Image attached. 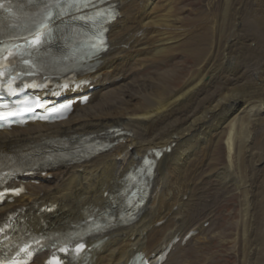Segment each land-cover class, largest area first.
<instances>
[{
	"label": "bare ground",
	"instance_id": "bare-ground-1",
	"mask_svg": "<svg viewBox=\"0 0 264 264\" xmlns=\"http://www.w3.org/2000/svg\"><path fill=\"white\" fill-rule=\"evenodd\" d=\"M179 1L111 0L116 16L107 25V49L79 74L87 84L66 92V99L89 95L87 103L53 123L0 131L2 161L53 143L103 147L12 176L6 183L25 192L0 204V222L17 212L36 231L44 219L50 230L67 233L114 206L110 226L87 243L99 241L87 251L88 264H130L136 254L153 262L174 238L162 264H183V237L204 232L186 181L207 168L206 178L243 196L242 264H264V0H224L220 20L208 13L198 24L185 22ZM177 55L181 65L191 63L188 70L168 65ZM150 68L144 81L130 79ZM222 141L227 161L220 166ZM147 162L153 173L145 203L119 224L126 176L145 171ZM202 234L186 243H205Z\"/></svg>",
	"mask_w": 264,
	"mask_h": 264
},
{
	"label": "rangeland",
	"instance_id": "rangeland-1",
	"mask_svg": "<svg viewBox=\"0 0 264 264\" xmlns=\"http://www.w3.org/2000/svg\"><path fill=\"white\" fill-rule=\"evenodd\" d=\"M197 1L198 0H184L183 2H178V6L183 8L181 14L186 17L185 22H192L194 20L193 24H198L202 20L203 16L208 13H211L214 16L217 15L218 19L220 18L224 0ZM180 61L181 58L177 55L171 60V62H168V65L170 63H173L174 67H178V69L185 67V69L188 70L191 63L185 61V64L181 65ZM158 68H164V66ZM153 70L154 69L152 68H150L149 71L146 69V71H148L146 72L141 69L139 71H136V73H134V75H132L130 79H134V81L136 82L135 84L140 83L144 81V78H147L149 76V73ZM226 152V147L224 145V142L222 141L219 144L218 150L220 166H223V164H225L227 161L225 155ZM206 169L197 171L196 175L193 176L191 175V170L190 177H192L190 181L188 180L186 182L189 184L187 195L193 194L195 196L194 200L191 199L193 200L191 204L193 206V209L195 210V223L197 222V219H199L200 222L204 220V232L202 233H205V236L208 235V238L203 244L194 240L189 244H183L181 246L182 249L179 252V254L182 255V263L184 264L185 260H187L189 264H242L243 257L245 256V247L244 240L242 238L243 234L241 231V226L239 224L241 220L240 210H242L243 203V199L241 197L243 196L237 190L236 192H230V195L227 194V191H230V188L228 187V189L223 186L222 189L218 185L217 181L206 178ZM248 172L249 171H247V173ZM246 179L245 180L247 182H250L251 180L250 178ZM213 187H215V189L219 192L214 191ZM199 221L197 222V224L199 223ZM202 233L199 235L196 234L194 236H201L203 235ZM214 233H216V235L212 237L209 236Z\"/></svg>",
	"mask_w": 264,
	"mask_h": 264
},
{
	"label": "snow or ice",
	"instance_id": "snow-or-ice-1",
	"mask_svg": "<svg viewBox=\"0 0 264 264\" xmlns=\"http://www.w3.org/2000/svg\"><path fill=\"white\" fill-rule=\"evenodd\" d=\"M32 2L34 6L40 8V12L37 14L38 19L33 21L37 38L32 41L29 47L39 46L42 43H44V41L40 39L41 30L43 29L45 31H51V29L48 28V23L51 22V19L54 15H60L65 10L64 6L61 3V0H48V2H44V0H40V3L43 5L42 7H40V4H36L35 0H32ZM68 7H76V5L71 4L68 5ZM8 11L11 12V9L9 8ZM98 43L102 44L103 40L98 39ZM93 47H96V44H93ZM25 63L27 64L28 61H25Z\"/></svg>",
	"mask_w": 264,
	"mask_h": 264
}]
</instances>
